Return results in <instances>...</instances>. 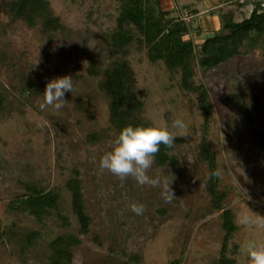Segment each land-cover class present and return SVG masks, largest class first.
Returning a JSON list of instances; mask_svg holds the SVG:
<instances>
[{
  "label": "rangeland",
  "instance_id": "374dc122",
  "mask_svg": "<svg viewBox=\"0 0 264 264\" xmlns=\"http://www.w3.org/2000/svg\"><path fill=\"white\" fill-rule=\"evenodd\" d=\"M11 1L0 0V90L6 97L0 110V264H50L48 243L76 230L63 190L72 169L79 173L91 219L72 264H125V256L133 255L137 264H169L172 259L177 264H216L224 232L221 214L211 206L206 165L198 157L203 111L196 96L180 88L179 72L167 71L160 61L150 63L140 38H133L125 59L142 103L139 117L166 128L178 142L172 152L174 166L157 167L153 161L145 172L159 178L157 186L140 185L132 177L121 180L99 166L118 136L100 89L104 71L118 58L108 38L118 3L47 0L63 30L43 34L39 21L29 27L10 16ZM241 1L160 0V7L173 18L191 16L185 20L190 31L184 40L195 47L192 81L205 87L212 107L207 137L216 155L219 188L226 193L223 205L236 226L227 256L236 264H250L244 245H264V228L241 224L240 218H264V150L251 149L260 139L254 131L264 134V45L209 71L197 63L199 45L220 29L223 14L231 12L235 22L250 14L252 5ZM20 75L39 88L24 104L18 103ZM65 75L75 81L71 93L64 94L66 103L60 109L44 104L46 84ZM175 118L186 126L183 136L172 127ZM91 134L102 138L89 143ZM27 185L56 187L59 213L66 215L70 227H60L55 212L40 223L27 213L10 211L12 196ZM166 187L173 195L167 202L162 196ZM133 203L144 206L142 214L131 211ZM29 232L39 234L30 246L25 244Z\"/></svg>",
  "mask_w": 264,
  "mask_h": 264
},
{
  "label": "trees",
  "instance_id": "16d2710c",
  "mask_svg": "<svg viewBox=\"0 0 264 264\" xmlns=\"http://www.w3.org/2000/svg\"><path fill=\"white\" fill-rule=\"evenodd\" d=\"M118 3V15L115 27L109 34L112 51L118 56L110 67L103 73L100 89L108 100L109 122L117 134L127 126H152L151 123L139 117L142 103L135 93L134 73L126 58L128 47L133 38L139 37L141 46L146 49V58L150 63L162 62L169 72L178 71L180 88L196 96L198 107L203 111V122L198 157L207 168L206 187L210 196L211 206L220 212L221 228L224 232L221 239L219 257L216 264H236L228 257V247L235 233L234 216L229 209L224 208L226 193L219 188V171L216 155L208 141V128L212 117V107L208 102V94L203 85L193 83L192 61L195 47L192 41L184 40L190 31V24L184 18H173L168 11L160 7L159 0H113ZM252 5L250 14L239 22L233 20L231 12L222 16L220 29L206 37L199 45V68L209 71L222 63L230 61L241 53L255 50L264 45V1L244 0L240 4ZM8 12L12 18L24 21L29 27H35L40 22L43 34L63 30L59 19L55 17L47 0H12L8 4ZM187 16L188 13H186ZM198 32V31H196ZM198 34V33H197ZM20 98L19 104L29 102L38 94L35 87L25 76H19ZM6 102L4 92L0 90V110ZM0 111V112H1ZM253 153L264 150V134L257 133ZM99 134L86 137L87 142L97 143L101 140ZM178 139L167 147L160 145L154 154L153 161L157 167L174 166L176 158L172 155ZM71 177L67 180L63 190L69 196L70 214L75 218L77 228L73 232H65L56 236L50 243V264H72L75 250L83 244V237L88 236L91 219L87 215L81 191V181L76 169L70 170ZM264 197V191H262ZM60 192L56 187H42L27 185L20 194H14L8 206L10 211L27 213L38 222H43L55 212L60 227L69 228L70 223L66 215L59 213ZM52 210L50 213L49 211ZM47 217V218H48ZM4 232L0 226V241ZM39 237L37 232H29L25 236V244L30 246ZM92 242L99 244L97 239ZM236 249V248H235ZM234 249V250H235ZM125 264H137L135 255L127 257ZM169 264H177L171 260Z\"/></svg>",
  "mask_w": 264,
  "mask_h": 264
},
{
  "label": "clouds",
  "instance_id": "9594fccd",
  "mask_svg": "<svg viewBox=\"0 0 264 264\" xmlns=\"http://www.w3.org/2000/svg\"><path fill=\"white\" fill-rule=\"evenodd\" d=\"M74 86L75 81L67 75L50 80L42 94L44 104L60 109L66 103L63 99L64 94L71 93ZM172 127L180 129L181 135H184L183 130L186 126L180 118L172 120ZM174 138L175 135L166 128L127 125L115 138L113 148L101 156L99 166L121 180L132 177L140 185L157 186L159 178H150L145 172L151 166L154 154L159 150L160 145L171 147ZM162 196L166 202L173 199L168 187L164 189ZM130 208L137 215L142 214L144 210L142 204L136 203L131 204ZM240 223L244 225L255 223L256 227L264 228V218L261 217L254 222L244 216L240 218ZM244 248L250 264H264V245L249 241Z\"/></svg>",
  "mask_w": 264,
  "mask_h": 264
},
{
  "label": "built area",
  "instance_id": "2783aa9c",
  "mask_svg": "<svg viewBox=\"0 0 264 264\" xmlns=\"http://www.w3.org/2000/svg\"><path fill=\"white\" fill-rule=\"evenodd\" d=\"M264 1V0H263ZM189 18V16H187L186 14H185V16H184V19H188Z\"/></svg>",
  "mask_w": 264,
  "mask_h": 264
},
{
  "label": "crops",
  "instance_id": "0c3cea01",
  "mask_svg": "<svg viewBox=\"0 0 264 264\" xmlns=\"http://www.w3.org/2000/svg\"><path fill=\"white\" fill-rule=\"evenodd\" d=\"M160 1V0H159ZM189 17H191V16H189Z\"/></svg>",
  "mask_w": 264,
  "mask_h": 264
}]
</instances>
